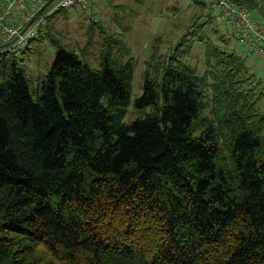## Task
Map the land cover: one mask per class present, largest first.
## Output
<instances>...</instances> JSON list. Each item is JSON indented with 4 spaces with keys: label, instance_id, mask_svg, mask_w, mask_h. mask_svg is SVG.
<instances>
[{
    "label": "trees",
    "instance_id": "trees-1",
    "mask_svg": "<svg viewBox=\"0 0 264 264\" xmlns=\"http://www.w3.org/2000/svg\"><path fill=\"white\" fill-rule=\"evenodd\" d=\"M204 16L147 66L133 104L156 112L131 124L137 60L112 35L95 70L48 33L37 99L0 54V264H264V92Z\"/></svg>",
    "mask_w": 264,
    "mask_h": 264
},
{
    "label": "rangeland",
    "instance_id": "rangeland-1",
    "mask_svg": "<svg viewBox=\"0 0 264 264\" xmlns=\"http://www.w3.org/2000/svg\"><path fill=\"white\" fill-rule=\"evenodd\" d=\"M240 2L255 19L264 20V0ZM196 4L198 3L193 0H92L90 14L73 8L53 15L47 21L48 29L44 30L43 36L32 43L31 55L23 54L19 58L34 98L37 99L56 54L48 33L53 39L61 41L67 49L75 51L95 70L101 69L100 54L103 44L112 35L114 40L123 42L125 47L120 55L117 53L115 56H119L122 62L130 57L137 60L132 105L125 122L131 124L136 119L155 113L154 107L134 108L135 99L143 93L144 72L151 61H155V66H158L162 57L170 55L177 42L192 30ZM95 18L98 21H94ZM213 24L205 27V31L210 33V44L226 47L225 41L219 39L220 34L212 31V27L215 28ZM196 41L201 43V36ZM198 42L191 55L186 57V62L203 74L208 69L207 40L204 39L201 44ZM229 48L245 59L246 65L261 82L260 87L264 92V60L247 56L244 48L239 45L230 44ZM256 91L260 93L259 88ZM261 108L264 109V97Z\"/></svg>",
    "mask_w": 264,
    "mask_h": 264
},
{
    "label": "built area",
    "instance_id": "built-area-1",
    "mask_svg": "<svg viewBox=\"0 0 264 264\" xmlns=\"http://www.w3.org/2000/svg\"><path fill=\"white\" fill-rule=\"evenodd\" d=\"M193 1L214 23L224 41L243 47L247 56L264 60V20L255 19L249 10L232 0ZM73 8L90 14L92 0H0V54L23 55L49 18Z\"/></svg>",
    "mask_w": 264,
    "mask_h": 264
},
{
    "label": "crops",
    "instance_id": "crops-1",
    "mask_svg": "<svg viewBox=\"0 0 264 264\" xmlns=\"http://www.w3.org/2000/svg\"><path fill=\"white\" fill-rule=\"evenodd\" d=\"M197 6H195V8H197L196 9V12L195 13H198V12H200L201 11V8H200V6H199V4H196ZM199 6V7H198ZM221 36V35H220Z\"/></svg>",
    "mask_w": 264,
    "mask_h": 264
},
{
    "label": "bare ground",
    "instance_id": "bare-ground-1",
    "mask_svg": "<svg viewBox=\"0 0 264 264\" xmlns=\"http://www.w3.org/2000/svg\"><path fill=\"white\" fill-rule=\"evenodd\" d=\"M49 4H50V2L47 4V6H46V7H48V6H49Z\"/></svg>",
    "mask_w": 264,
    "mask_h": 264
}]
</instances>
